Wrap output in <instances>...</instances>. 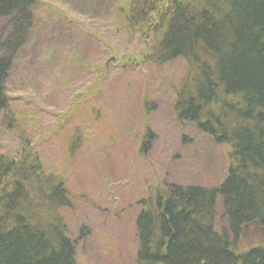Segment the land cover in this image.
Returning <instances> with one entry per match:
<instances>
[{"label": "rangeland", "instance_id": "1", "mask_svg": "<svg viewBox=\"0 0 264 264\" xmlns=\"http://www.w3.org/2000/svg\"><path fill=\"white\" fill-rule=\"evenodd\" d=\"M119 3L37 0L20 50L3 56L10 66L0 157L12 161L25 153L40 160L42 175L61 180L69 206L56 212L76 246L74 264H134L142 200L171 184L218 188L234 166L227 144L177 119V101L193 92L187 64H156L144 17L126 25ZM216 98L209 119L198 123H234L221 110L228 98ZM218 202L217 217L223 212ZM215 223L216 231L235 237L237 254L264 247V222L232 235Z\"/></svg>", "mask_w": 264, "mask_h": 264}, {"label": "trees", "instance_id": "2", "mask_svg": "<svg viewBox=\"0 0 264 264\" xmlns=\"http://www.w3.org/2000/svg\"><path fill=\"white\" fill-rule=\"evenodd\" d=\"M119 1L126 25L134 27L139 14L144 17L139 18L144 36L155 38L156 64L187 61L193 92L177 101V119L227 144L234 161L218 188L171 184L169 191L141 201L134 264H264V247L237 254L235 237L214 227L219 200L231 235L250 222H264V0ZM36 2L0 0L5 31L0 33V111L8 107V58L28 36V10ZM198 49L211 53L209 61L195 60L192 52ZM219 94L228 98L222 114L234 123L226 126L224 118L198 123L202 116L209 119ZM26 158L25 153L12 161L0 157V264H74L76 246L56 212L69 206L62 182L42 175L39 159L23 162Z\"/></svg>", "mask_w": 264, "mask_h": 264}, {"label": "bare ground", "instance_id": "3", "mask_svg": "<svg viewBox=\"0 0 264 264\" xmlns=\"http://www.w3.org/2000/svg\"><path fill=\"white\" fill-rule=\"evenodd\" d=\"M171 24H172V22H170ZM193 53V57L195 58V60H198V61H200V62H206V61H209L208 59H209V55H211V53H209V55H208V53H206V51H200L199 49H198V51H193L192 52ZM179 60H182L183 62H185V64H187L186 62V60L185 59H180V58H178ZM187 186H193V185H187ZM219 204V202L217 201L216 203H215V205L217 206ZM216 209V208H215ZM214 220L216 221V222H218V223H222L223 224V226L225 227H228L229 225H228V220H227V218H226V215H224V212H222L221 214H220V216H218L217 217V214H216V216H214ZM221 224V225H222Z\"/></svg>", "mask_w": 264, "mask_h": 264}]
</instances>
